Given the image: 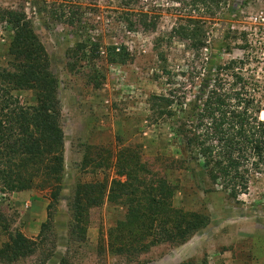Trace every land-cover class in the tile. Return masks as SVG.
<instances>
[{
    "label": "rangeland",
    "instance_id": "1",
    "mask_svg": "<svg viewBox=\"0 0 264 264\" xmlns=\"http://www.w3.org/2000/svg\"><path fill=\"white\" fill-rule=\"evenodd\" d=\"M242 1L227 0L228 10L207 24L208 42L203 52L222 62L248 59L245 68L264 85V0H247L239 7ZM55 3L77 12L82 27L66 26L43 13V8L47 11ZM64 5L61 9L67 12ZM170 6L167 0H153L144 9L154 18L153 30L131 33L121 25L120 12H138V5L121 7L117 0H0V10L26 14L45 49L57 82L63 135L61 182L54 200L49 188L38 184L29 191L0 193V248L14 234L33 244L32 255L24 260H0V264H264V177H254L237 203L222 194L202 197L189 193L185 199L175 198V206L205 211L209 218L203 229L179 245L155 243L145 251H132L136 247L131 239L115 232L126 214L125 207L107 202L111 182L124 180L113 168L115 152L119 145L131 144L141 146L144 160L154 154L146 147L151 137L141 122L148 95L162 94L166 88L160 80L150 79L158 63L153 43L170 30L178 16H187ZM5 28L0 24V66L9 60ZM92 38L103 47L123 44L131 60L112 65L101 54L92 59L78 52L76 44L86 46ZM160 50L170 65L190 56L179 43ZM92 70L102 76L98 86L87 81ZM14 95L25 106L33 103L28 91ZM106 154H110L107 164ZM167 174L172 182L186 180L183 186H187L184 173ZM77 191L80 210L75 214L72 206Z\"/></svg>",
    "mask_w": 264,
    "mask_h": 264
},
{
    "label": "trees",
    "instance_id": "2",
    "mask_svg": "<svg viewBox=\"0 0 264 264\" xmlns=\"http://www.w3.org/2000/svg\"><path fill=\"white\" fill-rule=\"evenodd\" d=\"M117 1L121 7L141 8L120 12L126 32L153 30L154 18L144 11L153 0ZM167 2L173 11L187 16H178L170 30L153 43L158 63L150 79L160 80L166 88L162 94L148 95L141 122L151 137L146 147L154 154L144 160L141 146L119 145L113 168L124 180L112 181L107 193L108 203L126 209L124 221L117 224V236L130 238L136 247L132 251L139 252L155 243L179 245L208 224L205 211L175 206V198L185 199L189 193L202 197L222 194L237 203L254 177H264V85L245 68L248 59L222 62L203 52L208 42L207 24L228 10L227 0ZM246 3L243 0L239 7ZM54 5L47 11L43 8V13L66 26L82 27L77 12L64 4ZM0 24L9 33V60L0 66V193L29 191L38 184L49 188L54 200L63 161L57 82L26 14L0 10ZM87 41L86 46L76 44V49L92 59L101 54L112 65L131 60L121 43L103 47L96 38ZM173 43L181 44L183 53L190 56L170 65L160 47L170 48ZM99 79L102 76L95 70L87 75L92 86L100 85ZM20 91L30 92L31 105L25 106L14 95ZM98 155L101 157L100 151ZM107 157L110 154L105 155L106 164ZM171 171L187 175V186H183L184 179L172 182L167 174ZM79 193L73 195L75 214L80 210ZM145 240L148 243H142ZM32 246L14 234L0 248V260H24L32 255Z\"/></svg>",
    "mask_w": 264,
    "mask_h": 264
}]
</instances>
